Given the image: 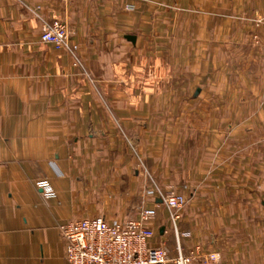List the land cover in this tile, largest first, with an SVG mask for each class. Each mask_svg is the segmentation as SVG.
Returning <instances> with one entry per match:
<instances>
[{
	"label": "crops",
	"instance_id": "1",
	"mask_svg": "<svg viewBox=\"0 0 264 264\" xmlns=\"http://www.w3.org/2000/svg\"><path fill=\"white\" fill-rule=\"evenodd\" d=\"M167 190L165 264H264V0H0V264H64L60 223Z\"/></svg>",
	"mask_w": 264,
	"mask_h": 264
},
{
	"label": "built area",
	"instance_id": "2",
	"mask_svg": "<svg viewBox=\"0 0 264 264\" xmlns=\"http://www.w3.org/2000/svg\"><path fill=\"white\" fill-rule=\"evenodd\" d=\"M63 1L73 3L76 0ZM40 38L56 48L78 55L77 45L69 41V27L64 20L45 22ZM158 193L159 198L152 206L144 208L138 218L109 222L101 216H92L60 223L59 228L65 239L64 264H165L168 261L165 249L150 244L154 234L150 222L161 205L169 210L175 222L185 198L169 190ZM180 234L187 236L190 232ZM171 261L173 264H224L216 252L203 253L198 250L187 255L179 253Z\"/></svg>",
	"mask_w": 264,
	"mask_h": 264
},
{
	"label": "rangeland",
	"instance_id": "3",
	"mask_svg": "<svg viewBox=\"0 0 264 264\" xmlns=\"http://www.w3.org/2000/svg\"><path fill=\"white\" fill-rule=\"evenodd\" d=\"M150 191V190H149ZM168 191V190H167Z\"/></svg>",
	"mask_w": 264,
	"mask_h": 264
}]
</instances>
